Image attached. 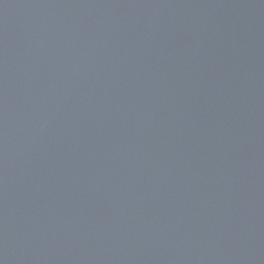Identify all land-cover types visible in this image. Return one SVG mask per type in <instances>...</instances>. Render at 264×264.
I'll list each match as a JSON object with an SVG mask.
<instances>
[{
	"label": "water",
	"instance_id": "water-1",
	"mask_svg": "<svg viewBox=\"0 0 264 264\" xmlns=\"http://www.w3.org/2000/svg\"><path fill=\"white\" fill-rule=\"evenodd\" d=\"M0 264H264V0H0Z\"/></svg>",
	"mask_w": 264,
	"mask_h": 264
}]
</instances>
